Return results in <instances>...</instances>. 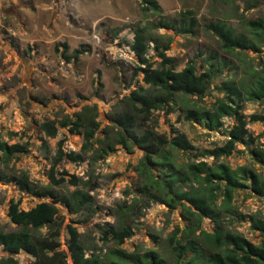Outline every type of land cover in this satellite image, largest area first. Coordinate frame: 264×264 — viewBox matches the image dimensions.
Wrapping results in <instances>:
<instances>
[{
	"label": "trees",
	"instance_id": "1",
	"mask_svg": "<svg viewBox=\"0 0 264 264\" xmlns=\"http://www.w3.org/2000/svg\"><path fill=\"white\" fill-rule=\"evenodd\" d=\"M144 1L146 9L154 10L160 17L134 29L131 49L140 63L136 73H143V81L150 89L140 86L128 96L133 110L149 115L155 110L165 109L169 114L178 109L184 120L203 123L210 131L220 129L224 117L235 116L236 123L228 130V139L221 145L200 150L183 132L171 135L155 128L140 130L135 123L136 113H124L114 119L113 125L102 128L92 104H86L74 116L67 114L61 119L43 121L40 127L47 136L55 137L58 128L63 127L81 134L83 143L79 151L60 148L49 170L48 185L35 183L27 171L16 174L0 168V180L15 181L21 190L45 198L27 209L20 202H11L8 214L18 228H0V246L8 253L0 257V264H20L18 255L24 252L34 257L33 264H264V239L255 243L230 226L238 218L233 204L235 192L248 190L263 196L264 176L250 165L232 167L219 161L230 156L238 143H250L253 139L247 127L250 121H264V114L243 112L246 101L264 100V57L260 56L255 64V58L245 50L264 51V16L242 18V30L224 19L207 22L206 28L219 38L221 49L233 57L211 51L205 58V68L198 73L194 60L178 69L177 59L167 53L172 36L154 32L167 28L195 34L199 26L197 16L189 11L188 15L169 19L161 15L162 7L157 0ZM254 6L247 1L246 9ZM65 46L68 48V44ZM151 50L159 60L151 59ZM78 52L79 49L76 57ZM224 68L229 69V76L216 88L222 96L207 105L204 99L213 91L214 78L224 75ZM117 145L131 152L136 148L142 152L134 168L138 175L135 192L131 187L127 189V194L134 195L130 201L118 203L113 212L115 222L100 225L101 239L108 243L106 250L96 243L88 248L76 223L89 222L101 211L90 192L97 184L61 171L57 164L63 159L71 162L89 159L95 164ZM28 150L27 142L9 143L0 139V164H10ZM190 152L194 158L180 159L181 153ZM253 153L264 158V151L259 148ZM206 155L213 156L214 162L199 159ZM151 202L164 203L172 209L182 206V216L188 222L183 227L176 226L169 236V249L127 250L123 244L134 235L139 215L145 214L144 209ZM61 206L74 215L65 226L58 216ZM207 219L214 228L204 226ZM251 226L264 235L263 218L252 215ZM43 228H47L45 233ZM62 230L67 234V248L62 246Z\"/></svg>",
	"mask_w": 264,
	"mask_h": 264
},
{
	"label": "rangeland",
	"instance_id": "2",
	"mask_svg": "<svg viewBox=\"0 0 264 264\" xmlns=\"http://www.w3.org/2000/svg\"><path fill=\"white\" fill-rule=\"evenodd\" d=\"M157 1L162 7L161 15L166 18L188 15L189 11L197 16L199 26L195 34L167 28L154 32L172 36L167 53L177 59L178 69L188 60H194L198 73L205 68V58L211 51L233 57L221 49L219 38L206 28L207 22L224 19L242 30V18L264 16V0ZM247 1L255 6L246 9ZM2 3H13L18 10L14 15L0 14V139L9 143L27 142L29 150L10 164H0L1 170L16 174L27 171L32 181L48 185L49 170L60 148L67 152L79 151L83 136L59 127L57 135L49 137L40 127L41 123L61 119L67 114L74 116L86 104L96 107L102 128L113 125L114 119L124 113H136L135 123L140 130L155 128L171 135L183 132L200 150L221 145L228 139V130L236 123L235 116L224 117V125L210 131L203 123L184 120L178 109L169 114L165 109L155 110L149 115L133 110L128 96L140 86L150 89L143 81V73H136L140 63L131 49L134 29L138 24L144 25L147 20L160 17L154 10L146 9L144 0H0V11ZM77 49L79 55L76 57ZM245 50L255 58V64L260 56L264 57V51ZM149 56L153 61L159 60L154 50ZM223 70L224 75L214 78L213 91L204 99L207 105L211 106L222 96L216 88L229 76V69ZM152 91L158 93L155 89ZM243 112L264 114V100L246 101ZM247 127L253 136L250 143H238L230 156L219 161L232 167L247 164L264 176V158L253 153L257 148L264 151V121H250ZM141 155L138 148L131 152L117 145L95 164L89 159L81 162L63 159L57 164L59 170L76 174L89 184H97L90 192L101 211L89 222L76 223L88 248L96 243L106 250L108 243L101 239L100 225L115 222L117 218L113 212L118 203L130 201L134 195L127 194V189L131 187L135 192L138 175L134 168ZM180 157L181 160L194 158V153H181ZM199 159L211 163L215 160L210 155ZM42 200L45 198L21 190L15 181L0 180V228H18L8 214L12 201L20 202L21 207L27 209ZM233 204L238 218L230 223L231 228L260 243L264 235L251 224L252 215L264 219V195L239 190L235 192ZM144 213L139 215L134 235L123 244L127 250L169 249V236L176 226L183 227L188 222L182 216V206L172 209L164 203L151 202ZM58 216L63 226L74 217L63 206ZM204 226L214 228L208 219ZM46 231L47 228H43V232ZM61 241L67 248L65 230H62ZM7 255L0 246V257ZM18 258L20 264L34 262V257L26 252ZM169 260L173 262V257Z\"/></svg>",
	"mask_w": 264,
	"mask_h": 264
},
{
	"label": "flooded vegetation",
	"instance_id": "3",
	"mask_svg": "<svg viewBox=\"0 0 264 264\" xmlns=\"http://www.w3.org/2000/svg\"><path fill=\"white\" fill-rule=\"evenodd\" d=\"M3 1V0H1ZM57 1H56V5H57ZM2 5H4L2 7V11H0V14H6V15H14L16 14L15 12L18 10V7L15 4H11V3H2Z\"/></svg>",
	"mask_w": 264,
	"mask_h": 264
}]
</instances>
